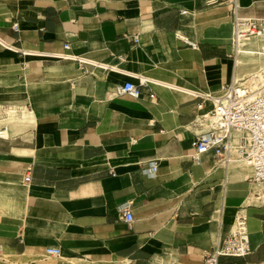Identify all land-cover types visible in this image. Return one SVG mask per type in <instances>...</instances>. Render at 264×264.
Masks as SVG:
<instances>
[{
	"label": "crops",
	"instance_id": "0c3cea01",
	"mask_svg": "<svg viewBox=\"0 0 264 264\" xmlns=\"http://www.w3.org/2000/svg\"><path fill=\"white\" fill-rule=\"evenodd\" d=\"M239 7L264 17V0ZM231 12L207 0H0V264H203L241 209L253 251L220 264H264L251 167L191 159L203 130L189 92L264 71L250 40L236 54ZM62 53L90 63L45 56ZM140 77L154 84L139 98L114 95Z\"/></svg>",
	"mask_w": 264,
	"mask_h": 264
},
{
	"label": "built area",
	"instance_id": "2783aa9c",
	"mask_svg": "<svg viewBox=\"0 0 264 264\" xmlns=\"http://www.w3.org/2000/svg\"><path fill=\"white\" fill-rule=\"evenodd\" d=\"M207 3L232 6V45L236 54H238L241 40L264 38V17H242L239 13V0H207ZM64 48L67 51L70 45L66 44ZM45 56L78 62L82 69L90 63L85 58L67 53L45 54ZM138 80V84L129 81L124 85L116 86L114 95L139 98L143 87L154 84L152 80L145 77H140ZM189 95L200 100L197 104L200 114L196 117L195 124L198 127L209 126L206 132L194 134L192 143L194 153L191 156L194 164L200 165L202 157L208 154L214 155L218 162H230L231 152L235 146L236 155L244 158L252 169L253 174L249 181L264 184V71L247 76L240 82L235 80L220 94L212 95L192 91ZM150 98L154 99L155 94L151 93ZM207 103L211 104L209 110H206ZM2 133L0 130V137ZM235 134L239 135V141L234 145ZM30 181V175L25 177L24 182L29 183ZM122 218L127 223H131L133 220L131 210L126 209ZM252 251L250 235L246 230V218L240 212L229 234L224 238L218 236L212 248L205 252L203 264H220V259L223 257L242 258L250 255ZM1 253L2 248H0V257ZM45 253L47 256L56 258L62 255L58 247H48Z\"/></svg>",
	"mask_w": 264,
	"mask_h": 264
},
{
	"label": "bare ground",
	"instance_id": "6f19581e",
	"mask_svg": "<svg viewBox=\"0 0 264 264\" xmlns=\"http://www.w3.org/2000/svg\"><path fill=\"white\" fill-rule=\"evenodd\" d=\"M233 37V36H232ZM259 40V41H263L264 42V38H245V39H243V40H241V43H240V46H239V48H238V55L240 54V51H241V54H244L245 52H247V51H245L242 47H243V45L248 41V40ZM240 49H242V50H240ZM239 82V81H238ZM197 125V124H196ZM198 127V126H197ZM199 128H201L203 131L202 132H200V133H203V132H206L208 129H209V126L208 125H204L203 127H199ZM3 135V134H2ZM5 136H6V133H5ZM238 141H239V135H237V134H235L234 135V137H233V144L235 145V144H238ZM235 157V159H232V158H234ZM216 159V158H215ZM217 160V159H216ZM230 163H232V166H237L238 164H247V166H249L248 165V163L246 162V160L244 159V158H240V157H238L237 155H236V152H235V146L233 147V149H232V152H231V158H230V162H218V160H217V166L219 167V166H225V167H229V165H230ZM227 167V168H228ZM250 167V166H249ZM252 185H257V186H264V184H257V183H252ZM260 196L261 197H263L264 198V190H261V192H260ZM240 212H242L243 213V215L245 216V218H246V230L248 231V217H247V215H246V213H245V211L243 210V209H241V210H239L238 211V213L236 214V217H235V219H234V225H233V227L235 226V223H236V220H237V218H238V216H239V214H240ZM249 232V231H248Z\"/></svg>",
	"mask_w": 264,
	"mask_h": 264
},
{
	"label": "rangeland",
	"instance_id": "374dc122",
	"mask_svg": "<svg viewBox=\"0 0 264 264\" xmlns=\"http://www.w3.org/2000/svg\"><path fill=\"white\" fill-rule=\"evenodd\" d=\"M249 44H256V45H259V47H257L256 45H254L253 46V48H258L260 51H262V52H264V42L263 41H259V40H250L249 42H248ZM250 47V46H249ZM246 48H248V47H246ZM246 59V61H248L249 60V56L248 57H246L245 58ZM244 76H243V78L242 79H246L247 78V76H250L251 75V73H253V72H256V70L255 69H251V68H245L244 69ZM249 82H251V81H249ZM216 162H217V160H215ZM247 165V164H246ZM248 168H250V167H248ZM252 183V182H251ZM264 189V186H262L261 187V189H257V190H263ZM260 201H258V203H259Z\"/></svg>",
	"mask_w": 264,
	"mask_h": 264
}]
</instances>
